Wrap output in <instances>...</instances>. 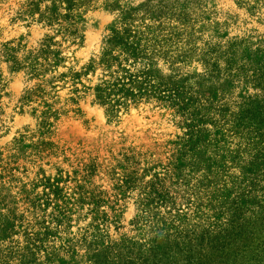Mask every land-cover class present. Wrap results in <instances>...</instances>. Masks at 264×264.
<instances>
[{
    "label": "rangeland",
    "instance_id": "1",
    "mask_svg": "<svg viewBox=\"0 0 264 264\" xmlns=\"http://www.w3.org/2000/svg\"><path fill=\"white\" fill-rule=\"evenodd\" d=\"M27 1L0 0V264H92L94 250L81 238L95 233L101 213L109 221L97 235L100 247L128 242L139 249L159 228L179 227L215 244L218 253L206 251L215 264H264V123L250 125L245 111L250 98L264 100L263 81L253 73L213 79L203 62L208 50L233 42H245L251 69L264 59V0H93L83 45L66 52L67 70L48 77L59 113L48 128L46 110L25 103L37 85L30 63L49 35L15 21ZM127 24L149 29L166 54L163 78L195 94L219 123L208 127L205 161L182 169L178 180L167 179V167L187 128L171 106L143 103L111 114L88 90L73 106L72 85L56 80L96 61L112 32ZM218 60L224 70L226 58ZM99 76L81 83L93 88ZM58 179L75 209L47 238L58 203L47 188ZM95 201L101 207L92 212Z\"/></svg>",
    "mask_w": 264,
    "mask_h": 264
},
{
    "label": "trees",
    "instance_id": "2",
    "mask_svg": "<svg viewBox=\"0 0 264 264\" xmlns=\"http://www.w3.org/2000/svg\"><path fill=\"white\" fill-rule=\"evenodd\" d=\"M96 9L97 5L93 0H28L21 5L15 21L39 25L49 32L30 63L31 77L37 85L25 99L26 104H38L46 110L43 112L44 128L50 127L51 120L59 115L58 112H53L52 92L56 87L48 77L58 75L60 70H67L69 59L66 52L72 47L83 45L85 36L82 25L87 15ZM148 31L149 29L135 24L117 27L106 41L102 54L96 61L81 71L73 70L59 75L56 80L58 83L72 85L74 98L69 102L73 106L78 105L83 90L92 91L95 101L111 114L121 110L128 111L131 107L143 103L171 106L185 121L187 128L185 137L175 144L167 167V179L178 180V177L182 176V169L187 166L196 168L205 161L204 156L203 160L200 157L202 152H209L211 136L208 134L211 132L208 127H218L219 123L212 115V111L203 106L195 94L177 84L167 83L163 78L160 63L167 62L166 54H163ZM244 44L245 42H233L208 50L207 59L203 62L213 79L224 76L238 80L242 75L253 73L263 81L264 85V59L261 57V60L256 62V67L251 69V59L246 57L245 48L242 49ZM221 57L226 58L224 70L218 63ZM99 73L98 84L95 87L86 88L81 83L84 78L90 75L97 76ZM245 107L246 116L251 121L250 125L261 126V123H264V100L258 97L250 98L245 103ZM257 135L261 136L262 130H259ZM62 183L63 179H58L54 183L49 182L47 188L52 192L49 197H54L58 202V206L55 205V214L48 218L50 224H47L53 225L54 229L49 226L45 228L50 232L47 233V238L54 235L52 230L58 231L63 228V221L72 215L71 209H75L71 200L63 195L64 191L60 188ZM153 194L157 200L162 199L161 201L165 202L155 187ZM168 200L169 193L167 208L171 209L168 213L172 214L174 209ZM152 202L145 204V207L151 206ZM80 205L85 206L83 202ZM88 206L94 210L92 212H97L101 203L95 201L93 205ZM99 215V218L94 219L95 233L89 235V238L86 235L81 238L83 243L90 242L89 246L94 250L92 264H215L217 262L210 261L213 255L210 257L206 255V251L219 252L214 243H206L201 239L202 237L195 236L192 231L187 230L182 233L184 231L180 232L179 227H171L169 233L159 228L155 237L142 244L139 249L136 244L130 243L131 245L128 246V242L121 244L120 248L105 244L100 247L97 235L105 231L109 218L105 213ZM184 240L188 242L182 243ZM33 248L40 251V247L33 245ZM224 249L225 247L222 251ZM70 252L71 249L68 250V253ZM26 264H38V262L30 260Z\"/></svg>",
    "mask_w": 264,
    "mask_h": 264
}]
</instances>
